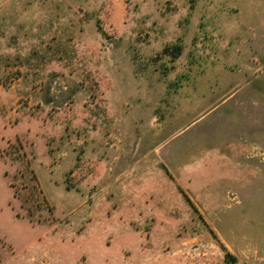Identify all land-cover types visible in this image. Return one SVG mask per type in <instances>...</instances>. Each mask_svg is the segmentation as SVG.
<instances>
[{"label": "rangeland", "instance_id": "1", "mask_svg": "<svg viewBox=\"0 0 264 264\" xmlns=\"http://www.w3.org/2000/svg\"><path fill=\"white\" fill-rule=\"evenodd\" d=\"M0 264H264V0H0Z\"/></svg>", "mask_w": 264, "mask_h": 264}]
</instances>
